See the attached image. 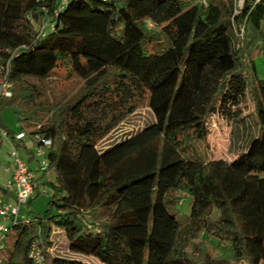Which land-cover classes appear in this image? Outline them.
I'll list each match as a JSON object with an SVG mask.
<instances>
[{"label": "trees", "instance_id": "1", "mask_svg": "<svg viewBox=\"0 0 264 264\" xmlns=\"http://www.w3.org/2000/svg\"><path fill=\"white\" fill-rule=\"evenodd\" d=\"M263 55L264 0H243L238 14L233 0H0L11 92L0 111L15 108L25 134L36 126L27 134L37 147L51 143L35 179L47 207L9 225L1 264H33L36 240L44 264H84L55 253L64 240L102 264H264ZM61 71L83 83L80 94L41 101L29 79ZM141 105L153 120L98 150ZM225 106L227 153L208 160L199 146ZM1 132L21 145L0 121ZM181 195L192 199L183 222Z\"/></svg>", "mask_w": 264, "mask_h": 264}, {"label": "rangeland", "instance_id": "2", "mask_svg": "<svg viewBox=\"0 0 264 264\" xmlns=\"http://www.w3.org/2000/svg\"><path fill=\"white\" fill-rule=\"evenodd\" d=\"M202 4H206V0H200ZM238 4L241 3V0H238ZM237 4V5H238ZM43 19L39 22L34 23V28L37 31H44V28L47 26ZM240 39L239 46H242V41L244 38V34ZM244 43V41H243ZM261 44V41L259 42ZM257 73L258 75L264 79V55L260 57L256 62ZM30 82L34 83L37 89L41 92V101L44 102H52L55 101L57 98L68 100L76 97L80 94L83 83L75 78V77H65L64 72L61 71L59 74H55L47 80H35L29 79ZM238 105L239 108H244L246 105H250L249 102L241 99ZM227 104V103H226ZM225 104V105H226ZM231 106V105H230ZM230 107L225 106L224 111L219 116H212L209 120V135L204 139L203 144H200L199 150L200 154L205 156L206 159H215L220 158L221 155L227 153L228 148V130H225L226 122V115L228 114ZM18 111L11 106H4L3 109L0 111V121L5 131H7L11 135H15L19 131L22 130V122L20 121V116L17 113ZM153 120L152 114L146 105H141L137 108V110L132 114L126 117L114 130H112L103 140H101L97 148L98 150H103L109 147L113 142L118 141L119 138L129 134L139 131L144 125L151 122ZM36 126H31L30 128H26V137L23 140V145L21 143L18 146L17 152L21 157L29 159L30 153L26 150L28 146H31L32 152L35 156L34 164L41 163L45 157H42L39 154V148L37 144L32 140L31 135L27 134L32 130H35ZM240 139L238 140L240 144ZM12 145L7 139H1L0 143V188L6 187L5 182L7 178V173L5 169L7 167L12 166ZM45 153L47 149H43ZM48 180L54 181V173L51 172L48 176ZM264 177V175H262ZM3 186V187H2ZM4 189V188H3ZM2 197V192L0 191V198ZM50 199V194L47 190V187L41 184L39 186V192L36 195L31 197V203L29 206L25 205L22 207L21 212L19 214V218H26L29 219L34 217L35 215L41 214L45 211L47 204ZM191 202L192 199L188 195H181V203L176 208L180 215V221L183 222L187 219L190 210H191ZM26 217H23V216ZM0 225L5 227L7 230L9 228V220H3L0 217ZM3 246L5 249L1 250L0 252V264L2 263L7 250H10L13 246L15 241V232L13 230H8L7 235L3 234ZM209 245L213 246L216 242L209 239L206 240ZM66 241L64 243H59L56 246L55 253L75 259H81L84 264H102L98 262L95 258L83 255H71L67 252L66 249ZM211 250V249H210ZM214 249H212V252Z\"/></svg>", "mask_w": 264, "mask_h": 264}, {"label": "built area", "instance_id": "3", "mask_svg": "<svg viewBox=\"0 0 264 264\" xmlns=\"http://www.w3.org/2000/svg\"><path fill=\"white\" fill-rule=\"evenodd\" d=\"M238 0H233L234 4V14H238L239 9L241 8L243 0H241V3H237ZM238 4V5H237ZM47 26H49L48 23H45ZM44 24V25H45ZM235 32L238 37H241L244 34V27H236ZM9 71L8 64L0 65V95L4 97H10V85L6 81V77ZM1 137L3 139H7L9 142L7 135L5 132L0 133ZM15 140L16 141H22L26 134L21 131L15 134ZM37 139V137H34ZM42 145L38 147L39 154L42 157H45V151L43 149H47L50 146L49 140H42ZM11 143V142H10ZM12 145V178L9 182V185L12 188L13 196H14V203L13 205H6L1 203L0 204V217L3 220H9V223L12 224L13 221H16L18 219H24L25 218H19V214L21 212L22 207H24L27 202L31 199V197L34 194L35 190V182H34V174L29 169V166L27 162L22 158L18 152L16 147L11 143ZM47 167V161L44 158V160L39 164V170L44 171ZM7 230L5 227L0 225V249L3 248V245L1 242L3 241V234L6 235ZM28 257L32 261L33 264H44V256L41 251V246L39 241H33L30 244L29 251H28Z\"/></svg>", "mask_w": 264, "mask_h": 264}, {"label": "crops", "instance_id": "4", "mask_svg": "<svg viewBox=\"0 0 264 264\" xmlns=\"http://www.w3.org/2000/svg\"><path fill=\"white\" fill-rule=\"evenodd\" d=\"M20 132V131H19ZM17 134V133H16ZM25 139V138H24ZM23 139V140H24ZM23 140L22 141H17L19 142V144H23ZM24 145V144H23ZM25 146V145H24ZM27 151H29L31 153L29 159H26V161H28V166L30 168V170L32 171V173L34 174V182H35V190H38L39 191V186L43 183V181H35V179H37L40 175V172L38 171V167H39V164H34V159H35V156L32 152V149H31V146H28V148L26 149ZM24 158V157H22ZM12 171H13V167L10 166V167H7L5 169V172L7 173V178H6V181L5 184H6V187H3L4 189H9V191L11 192V195L7 194V193H2V197L0 198V204L3 203V204H6V205H13L14 203V196H13V191H12V188L11 186L9 185V182L11 181V178H12ZM49 175V174H48ZM35 190H34V193H35ZM34 195V194H33ZM23 217H26L25 215ZM26 219V218H25ZM6 229V228H5ZM7 230V229H6ZM9 230V228H8ZM7 230V231H8ZM7 233V232H6ZM7 235V234H6Z\"/></svg>", "mask_w": 264, "mask_h": 264}]
</instances>
